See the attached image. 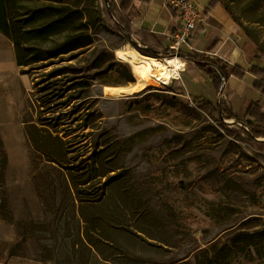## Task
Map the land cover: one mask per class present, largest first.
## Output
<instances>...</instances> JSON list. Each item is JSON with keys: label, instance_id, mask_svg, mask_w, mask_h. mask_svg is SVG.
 <instances>
[{"label": "rangeland", "instance_id": "rangeland-1", "mask_svg": "<svg viewBox=\"0 0 264 264\" xmlns=\"http://www.w3.org/2000/svg\"><path fill=\"white\" fill-rule=\"evenodd\" d=\"M222 2L234 18L245 66L264 68L259 50L264 51V0ZM74 9L82 34H89L93 44L28 67L27 72L18 69L25 77L18 78L10 70L4 77L0 75V88L27 90L21 120L27 126L36 123L42 127L43 123L58 131L65 136L71 156L79 161L105 141L114 151L111 166L121 169L112 175L119 177L107 186L99 207L88 214L92 221L99 216L104 220L98 225L103 239L101 255L98 258L86 248H75L79 252L73 254L72 242L80 241L79 223L73 221L70 233L66 230L72 236L67 239L69 262L64 261L66 251L60 246L56 251L54 242H50L52 251L44 252L35 239L21 243L20 236L17 242L0 239V264H6L11 253L46 259L44 264H196L199 252L214 244L221 248L235 236L242 237L239 247L220 264H264V146L259 143L261 138L250 140L249 118L241 113L242 122L227 119L231 108L225 95L215 90L193 60H183L182 78L158 90L134 98H107L102 91L105 86L128 87L136 82L131 66L116 55L117 50L134 46L109 14L105 0H79ZM13 51L9 40L0 36V58L6 65L15 61ZM181 54L196 59L208 56L188 47ZM174 58L183 59L181 55ZM129 72L134 82H127ZM256 80L255 76L245 81L235 78L228 86L238 88L253 82L255 87ZM83 82L92 86L84 91L79 87ZM239 105L238 100L237 109ZM98 115L102 117L96 119ZM36 154L31 150V164L40 162ZM8 167L0 194L15 221L55 224L56 218L44 210L38 197L35 204L26 185L7 186ZM35 167L32 164L31 186L36 195ZM50 169L45 166L42 172ZM63 235L64 231L59 243Z\"/></svg>", "mask_w": 264, "mask_h": 264}, {"label": "trees", "instance_id": "trees-1", "mask_svg": "<svg viewBox=\"0 0 264 264\" xmlns=\"http://www.w3.org/2000/svg\"><path fill=\"white\" fill-rule=\"evenodd\" d=\"M78 1L0 0V33L12 41L17 66L22 73L27 72L25 69L28 67L39 63L42 65L45 62H52L57 58L81 51L93 44L92 37L89 34H82L77 24L78 10H75L74 7L78 4ZM105 2L109 14L124 33L127 41L141 54L157 59L174 58L177 55L171 49L159 50L148 45L139 46L138 43L132 40L126 27L118 21L114 9L110 6V0H105ZM216 4L222 5L229 14L228 16L234 19L222 0H215ZM58 38L61 40H57ZM50 42H53V44L49 45ZM259 50L264 55V51L261 48ZM179 55L182 56V60L185 62L188 60L195 61L197 68L205 72L212 80L215 90L219 94L225 92V84L233 73V68L229 64L217 57L203 56V59H196L195 57L182 55L181 52ZM195 55L198 56V53H195ZM249 73L257 78L254 84L255 88L264 95V68L259 65H252L249 68ZM128 76L130 78L127 82H134L130 72ZM91 86L90 82L79 84V87L84 91ZM169 88L172 92L177 93L172 86ZM227 112V119H233L236 123L242 122L232 111L227 110ZM101 117V115H98L96 119ZM222 118L224 117L222 116ZM249 118L253 120V122L246 123L247 128H249L247 133L250 140L257 141L258 138H264V111L261 102L254 104V107L249 111ZM85 121L87 124L89 123L88 118ZM41 125L42 127H39L36 123H31L27 126L28 138L34 148L33 150L37 153L36 157L40 160V162L33 160L32 164L36 167L34 168L32 182L44 210L56 218V223L49 224L48 222L43 223L34 220L26 225L17 223L13 212L8 210V205L3 199L0 203V216L8 224L17 227L19 235L23 237L21 243L27 242L29 238L35 239L43 247L44 252H47L48 250L52 251L50 242H54L56 251L59 246L64 249V252L66 251L64 261L67 262L72 257L68 253L70 248L75 255L79 252L75 248H86L99 258L101 255L99 249L103 245V239L98 225L100 221L104 220L99 216L92 218V221L88 214L99 207L106 197L107 186L116 177H119V174L112 175V173L121 169L120 167L111 166L114 163L113 156L115 153L105 141L99 150H96L88 158L79 161V157L71 156L72 152L68 149V142L64 139L65 136L60 135L58 131L53 132L46 126L47 124L42 123ZM261 145L264 146V142H261ZM0 150V190H3L6 183L4 178L8 166V157L1 140ZM49 165L52 169L42 172V169ZM69 201L71 205L67 204ZM69 217L71 221H69ZM63 221L65 223L62 224ZM73 221L79 223L77 232L79 231L80 241L74 239L72 246L69 248L67 239L72 238V236L67 232L70 224L74 223ZM63 231L65 232V235H63L64 240L59 243ZM247 237L248 235L245 239ZM247 239L249 240V238ZM241 241L242 237L235 236L228 239L227 243L221 248L214 244L210 250H202L196 255V264H220L221 261L236 252V248L239 247ZM212 253L215 255L214 257L210 256ZM13 255L15 253H11L10 256ZM45 260L43 259V261Z\"/></svg>", "mask_w": 264, "mask_h": 264}, {"label": "crops", "instance_id": "crops-1", "mask_svg": "<svg viewBox=\"0 0 264 264\" xmlns=\"http://www.w3.org/2000/svg\"><path fill=\"white\" fill-rule=\"evenodd\" d=\"M110 2L118 21L126 27L132 40L139 46L148 45L159 50L171 48L172 34L180 28L181 17L167 6L165 0H110ZM195 3L205 19L193 35L192 49L206 53L210 57H217L229 64L233 68L229 81L235 78L239 81H245L248 77L254 79L249 73L250 67L245 66V56L236 39L234 22L229 14L220 4L215 5V0H195ZM0 36L8 39L2 33ZM8 40L15 51L12 41ZM2 61L3 58H0V75L4 77L11 70L18 78L25 77L19 74L20 68L15 62L16 54L15 61H10L8 65ZM228 82L225 84L223 94L229 102L230 111L237 116L242 113L249 118V111L256 102H261L264 111V95L253 86V82L242 83L238 88L228 86ZM26 91L17 87H8L6 90L0 88V134L7 151L8 169L11 170L7 177V186L18 188L20 185H26L33 194L31 197L36 204L39 200L32 192V164L29 157L34 148L27 135V123L21 120ZM187 93L191 94L188 90ZM103 94L105 95L104 91ZM238 100L239 109L236 107ZM247 122L253 120L249 118ZM261 142H264V138L259 140L260 144ZM0 239L11 242L20 239L17 227L8 224L1 216ZM44 262L43 259L23 257L15 253L9 257L6 264H44Z\"/></svg>", "mask_w": 264, "mask_h": 264}, {"label": "bare ground", "instance_id": "bare-ground-1", "mask_svg": "<svg viewBox=\"0 0 264 264\" xmlns=\"http://www.w3.org/2000/svg\"><path fill=\"white\" fill-rule=\"evenodd\" d=\"M116 55L131 66L136 82L128 87L105 86L103 91L107 98H134L158 90L163 84L182 78L186 66L179 58L148 57L130 45L117 50Z\"/></svg>", "mask_w": 264, "mask_h": 264}, {"label": "built area", "instance_id": "built-area-1", "mask_svg": "<svg viewBox=\"0 0 264 264\" xmlns=\"http://www.w3.org/2000/svg\"><path fill=\"white\" fill-rule=\"evenodd\" d=\"M169 8L181 17L180 28L172 34L171 50L177 55L185 48H192L191 42L198 26L204 22V14L198 10L195 0H165ZM176 55V56H177Z\"/></svg>", "mask_w": 264, "mask_h": 264}]
</instances>
